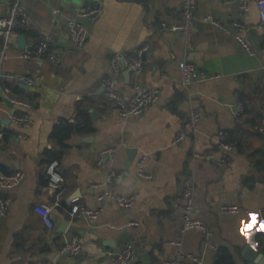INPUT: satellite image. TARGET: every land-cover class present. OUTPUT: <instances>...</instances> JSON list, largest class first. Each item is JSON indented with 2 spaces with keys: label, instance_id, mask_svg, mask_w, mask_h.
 <instances>
[{
  "label": "crops",
  "instance_id": "0c3cea01",
  "mask_svg": "<svg viewBox=\"0 0 264 264\" xmlns=\"http://www.w3.org/2000/svg\"><path fill=\"white\" fill-rule=\"evenodd\" d=\"M14 1L0 0V16ZM21 1L32 27L13 39L25 34L29 46L49 34L51 48L62 60L55 64L24 58V49L11 41L6 47L2 71L30 75L39 83L0 82V168L25 173L19 185L0 187V196L12 197L8 211H0V264L53 262L50 256L60 264H114L112 252L128 243L138 256L130 264H170L179 253L200 257L201 262L191 264H217L224 253L234 264H256L245 258V250L264 254V231L253 229L248 236L240 231L242 221H264V131L254 128L264 116V24L255 1L242 16L235 0H193L190 40L181 30H161L164 23L181 21L184 0ZM95 5L98 13L82 15ZM207 15L234 31L206 21ZM72 18H81L89 29L82 48L71 43L67 23ZM235 21L244 25L232 27ZM237 32L251 40L253 53ZM4 44L0 34V51ZM144 45L148 49L141 81L159 87L160 96L141 115L124 117L117 104L102 98V79L115 51H136ZM183 60L195 63L208 78L185 87L180 82ZM134 83L132 73L119 76L128 96L134 93ZM7 93L30 106L11 105ZM237 101L246 107L240 122L234 117ZM194 109L203 112L197 130L174 142ZM25 115L31 124L14 120ZM222 129L228 138L241 139L240 146L232 140L237 151L218 149L215 139ZM108 146L115 151L99 165L97 153ZM196 151H214L225 162L194 157ZM142 158L152 179L138 176ZM53 160L59 161L57 171L65 178L62 193L50 184L47 168ZM111 169L121 175L108 180ZM186 182L195 187L194 215L210 228V245L202 231L183 230L178 205ZM104 190L134 195L135 201L127 208L110 198L101 201L98 195ZM76 203L103 210L95 220L72 218L69 211ZM224 203L244 210L222 213ZM46 207L53 227L43 221ZM74 235L82 248L77 255L67 254L62 249Z\"/></svg>",
  "mask_w": 264,
  "mask_h": 264
},
{
  "label": "built area",
  "instance_id": "2783aa9c",
  "mask_svg": "<svg viewBox=\"0 0 264 264\" xmlns=\"http://www.w3.org/2000/svg\"><path fill=\"white\" fill-rule=\"evenodd\" d=\"M240 3L242 16H246L250 2L255 1L261 22L264 24V0H235ZM99 7L95 5L91 9H86L82 12L83 16L98 13ZM181 21L173 24H162L161 30L176 31L181 30L185 34L187 40H190L194 32L195 24V3L193 0H184L181 7ZM206 21H211L215 25L221 26L227 32L232 33L234 30L222 24L218 19L212 15L204 17ZM69 37L73 46L82 48L87 40L89 29L81 18H72L68 20ZM244 24L239 21H235L232 27H240ZM32 27V18L21 0H16L9 5L7 14L0 16V34L5 37L4 48L0 51V82L1 80H17L22 83H26L30 86L39 83L36 77L18 73L15 71L3 72L1 69L2 62L8 58V52L6 47L9 46L12 38H15L21 30ZM236 37L243 43L244 47L250 53H253L252 42L249 38L243 36L242 32H237ZM51 35L41 34L36 42L26 46L22 51V57L27 59H42L46 58L55 64L61 63V56L58 55L50 44ZM148 49L147 45L137 49L136 51H115L109 61V72L102 79L103 91L101 93L102 98L105 101H111L118 105L119 111L124 117L139 116L146 108L155 103L160 96V88L157 86H149L141 81V75L144 68V52ZM181 70L180 82L189 87L195 81H201L207 79L204 73L197 67V65L189 60H183L179 63ZM130 68L133 77L135 78L134 93L131 96L125 94L123 89L119 85V76L124 73L126 69ZM6 99L13 104L23 105L29 107L30 104L27 101L21 100L11 93L6 94ZM234 117L236 121L240 122L242 115L246 109L245 104L242 101H237L233 104ZM203 117V112L194 109L188 114L186 126L179 129L176 132L174 142H180L185 140L190 133L195 132L198 127V122ZM16 122H25L31 124L32 119L25 115L23 117H14ZM255 130L264 131V116L260 122L255 125ZM20 136H25L21 134ZM228 131L220 130L216 135V144L218 149L224 152H234L238 150L237 145L227 141ZM115 151V147L108 146L101 148L97 153V163L103 164L104 160ZM194 157L200 159H206L216 164H223L225 162L223 157L218 156L214 151L212 152H199L193 153ZM59 165L58 160H53L48 168L47 172L50 179V184L54 188L62 193L65 187V178L57 171ZM121 173L111 169L108 171V180H111L115 176H120ZM138 176L146 179H152L153 175L148 173L144 169V158L138 161ZM25 177V173L21 170H15L13 172H6L0 168V187L5 189L13 188L19 185ZM182 201L178 205L179 211L183 215V230L196 229L204 233L206 245L211 244V230L207 224L200 218L194 215V197L195 187L186 182L181 187ZM114 200L122 208H127L133 205L135 201L134 195H122L116 194L109 190H104L98 195V199L104 201L106 199ZM12 204V197L0 196V211L6 213ZM103 210V207L90 208L80 204H73L70 208V215L72 218H86L95 220L97 219ZM243 207L236 203H224L220 205L219 211L230 215H238L243 211ZM43 221L48 227H53V221L50 216V209L48 207L43 208L42 211ZM132 224L138 225V221L132 222ZM82 248V242L77 235L72 236L70 240L63 247L62 251H68L71 255H77ZM136 256V249L133 244L128 243L118 251L112 252V261L114 264H130ZM195 262H201L200 257L191 254L179 253L175 258L169 261L170 264H191ZM37 264H60L54 263L45 259H41Z\"/></svg>",
  "mask_w": 264,
  "mask_h": 264
},
{
  "label": "water",
  "instance_id": "95a60500",
  "mask_svg": "<svg viewBox=\"0 0 264 264\" xmlns=\"http://www.w3.org/2000/svg\"><path fill=\"white\" fill-rule=\"evenodd\" d=\"M86 6V4H85ZM11 43L12 44H15V45H18L19 47H21L22 49H25L28 42H27V39H26V36L25 34H20L16 39H11ZM124 74L127 76V77H130L131 75V69L128 68L124 71ZM21 85L23 86H27V84H24L22 83ZM11 105H13V103L11 101H8ZM66 230V226L64 227H61L60 229V232H64ZM65 253L69 254L68 251H66ZM49 259H51L54 263H56L57 261L55 260V256H50L48 257ZM138 258V256H136L134 258V260H136ZM245 258L256 263V264H264V254L254 250V249H246L245 250Z\"/></svg>",
  "mask_w": 264,
  "mask_h": 264
},
{
  "label": "clouds",
  "instance_id": "9594fccd",
  "mask_svg": "<svg viewBox=\"0 0 264 264\" xmlns=\"http://www.w3.org/2000/svg\"><path fill=\"white\" fill-rule=\"evenodd\" d=\"M253 229L264 231V221H257L256 218H254L251 222H241L240 231L243 235L248 236Z\"/></svg>",
  "mask_w": 264,
  "mask_h": 264
},
{
  "label": "trees",
  "instance_id": "16d2710c",
  "mask_svg": "<svg viewBox=\"0 0 264 264\" xmlns=\"http://www.w3.org/2000/svg\"><path fill=\"white\" fill-rule=\"evenodd\" d=\"M230 139V140H229ZM232 140H237V139H233V138H227V141H229L230 143H233ZM239 146L242 145L241 143V139L237 140ZM217 264H234V261L232 260V257L230 254H226L224 253V255H222L220 257V259L217 261Z\"/></svg>",
  "mask_w": 264,
  "mask_h": 264
},
{
  "label": "snow or ice",
  "instance_id": "6c2138e0",
  "mask_svg": "<svg viewBox=\"0 0 264 264\" xmlns=\"http://www.w3.org/2000/svg\"><path fill=\"white\" fill-rule=\"evenodd\" d=\"M255 217H253V219H254Z\"/></svg>",
  "mask_w": 264,
  "mask_h": 264
}]
</instances>
